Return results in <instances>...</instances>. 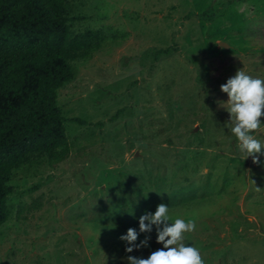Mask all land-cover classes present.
<instances>
[{
	"label": "rangeland",
	"instance_id": "obj_1",
	"mask_svg": "<svg viewBox=\"0 0 264 264\" xmlns=\"http://www.w3.org/2000/svg\"><path fill=\"white\" fill-rule=\"evenodd\" d=\"M68 6L71 31H100L107 43L59 91L69 159L11 183L0 264L147 258L161 247L155 230L132 253L119 237L161 203L173 220L195 221L185 243L204 264H264V165L244 159L223 128L220 91L237 70L264 78V0Z\"/></svg>",
	"mask_w": 264,
	"mask_h": 264
},
{
	"label": "trees",
	"instance_id": "obj_2",
	"mask_svg": "<svg viewBox=\"0 0 264 264\" xmlns=\"http://www.w3.org/2000/svg\"><path fill=\"white\" fill-rule=\"evenodd\" d=\"M71 1L0 0V227L15 178L69 159L59 91L107 43L100 31H71Z\"/></svg>",
	"mask_w": 264,
	"mask_h": 264
},
{
	"label": "clouds",
	"instance_id": "obj_3",
	"mask_svg": "<svg viewBox=\"0 0 264 264\" xmlns=\"http://www.w3.org/2000/svg\"><path fill=\"white\" fill-rule=\"evenodd\" d=\"M227 95V105L223 108L229 114L223 128L228 129L236 141V147L243 158L251 157L252 163L264 165L260 159L264 155V78L253 77L243 70H237L220 86ZM222 128V131H224ZM169 206L161 203L154 212H145L138 218V228H129L119 239L125 244V253L138 251L148 246L147 237L137 242L138 235L155 230L156 243L161 247L151 252L147 258L126 256V264H204L201 251L192 244L185 243L187 234L195 230L192 219L175 218L169 214Z\"/></svg>",
	"mask_w": 264,
	"mask_h": 264
},
{
	"label": "water",
	"instance_id": "obj_4",
	"mask_svg": "<svg viewBox=\"0 0 264 264\" xmlns=\"http://www.w3.org/2000/svg\"><path fill=\"white\" fill-rule=\"evenodd\" d=\"M221 45L225 48H229V45L227 43H221Z\"/></svg>",
	"mask_w": 264,
	"mask_h": 264
}]
</instances>
